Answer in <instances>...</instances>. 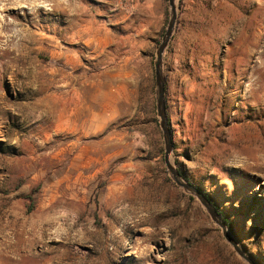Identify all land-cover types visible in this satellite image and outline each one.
I'll return each instance as SVG.
<instances>
[{"label":"rangeland","instance_id":"obj_1","mask_svg":"<svg viewBox=\"0 0 264 264\" xmlns=\"http://www.w3.org/2000/svg\"><path fill=\"white\" fill-rule=\"evenodd\" d=\"M177 6L163 53L171 161L264 264V0ZM8 7L0 41L21 38L23 52L0 56V264H247L163 160L153 63L168 0ZM110 37L133 38L134 57L110 56ZM117 65L116 106L96 107L90 75ZM62 97L86 107L70 127Z\"/></svg>","mask_w":264,"mask_h":264},{"label":"water","instance_id":"obj_2","mask_svg":"<svg viewBox=\"0 0 264 264\" xmlns=\"http://www.w3.org/2000/svg\"><path fill=\"white\" fill-rule=\"evenodd\" d=\"M177 2L178 0H168L169 5V13L167 18V25L161 37V41L158 44L155 51V59H154V91H155V108L156 115L158 117L159 127L162 132V138L164 143V153L163 160L168 172L169 177L172 181L180 187L185 193L194 196L205 211L208 213L210 218L214 223H216L220 228L222 235L226 242L233 248L235 253L243 259L247 264H256V262L248 256L238 245L233 236L229 233L227 225L225 221L222 219L221 215L216 211L211 201L206 197L202 191L186 180L177 167L173 164L170 158V154L172 151V139L171 132L168 126L167 114H166V104L164 98L165 91V74L163 69V53L165 48L168 46V43L172 37V34L175 29L176 19H177Z\"/></svg>","mask_w":264,"mask_h":264},{"label":"crops","instance_id":"obj_3","mask_svg":"<svg viewBox=\"0 0 264 264\" xmlns=\"http://www.w3.org/2000/svg\"><path fill=\"white\" fill-rule=\"evenodd\" d=\"M131 37H123V40L120 41L116 40V38H109L108 39V45H114L110 47L109 53L110 56L113 58H118L117 56L120 55V59H127L134 57V43L135 41L132 40ZM121 66H114L112 71L107 70L106 72H96L92 73L90 75V82H91V89L95 92L91 95L92 101H94V105L99 108H104L107 106V103L105 100L111 98L113 103H111L113 106H116V102L118 101V95L117 92L119 90V84L123 83L124 81L121 80L122 76H127L125 72L122 74L121 72ZM111 88V89H110ZM122 88V87H121ZM90 89V90H91ZM113 92L112 95L109 97V94L106 95V93H103V91ZM98 122L96 124L98 127H101L102 123H105L108 121V116L106 113H104V110H97L95 115L93 116Z\"/></svg>","mask_w":264,"mask_h":264},{"label":"bare ground","instance_id":"obj_4","mask_svg":"<svg viewBox=\"0 0 264 264\" xmlns=\"http://www.w3.org/2000/svg\"><path fill=\"white\" fill-rule=\"evenodd\" d=\"M12 4V0H0V7H1V12L5 11V9ZM9 8V7H8ZM88 23V22H87ZM89 24V23H88ZM9 23L6 21V16L2 15L0 17V32L4 29L8 28ZM86 28L84 29L85 31H89L91 28L90 25L85 26ZM72 29V28H71ZM77 30V29H76ZM82 32L84 31L81 29ZM99 30H94V36L98 35ZM80 32L79 29L77 30V33ZM91 30L87 32V34H90ZM93 32V31H92ZM84 33V32H83ZM79 34V33H78ZM93 37V36H92ZM17 40V39H16ZM72 40V39H71ZM22 39L20 38L16 42H13L6 39V40H1L0 41V49L1 54L0 56H5L8 55L12 51L13 48H17L18 50L22 49V44H21ZM28 42V41H27ZM23 43V42H22ZM3 46V47H2ZM25 48V47H24ZM22 51V50H21ZM23 52V51H22ZM21 52V53H22ZM16 54V53H15ZM14 54V55H15ZM21 54H19L20 56ZM11 56V55H10ZM13 60V59H12ZM15 61V60H14ZM17 61V60H16ZM8 64V63H7ZM0 70L2 72H8V66L7 65H0ZM54 76V75H53ZM70 76V75H69ZM37 77V76H36ZM71 77V76H70ZM69 87V85H67ZM78 97V96H77ZM82 98V97H81ZM81 98H73V97H65L61 98L59 102V109H58V119L66 124V126L72 125V122L74 118L77 119V117H81L85 111L86 107L84 106V101ZM57 103V102H56ZM75 122V121H74ZM73 127V126H72ZM34 231V230H32ZM34 234V232H33ZM50 251V250H49Z\"/></svg>","mask_w":264,"mask_h":264},{"label":"trees","instance_id":"obj_5","mask_svg":"<svg viewBox=\"0 0 264 264\" xmlns=\"http://www.w3.org/2000/svg\"><path fill=\"white\" fill-rule=\"evenodd\" d=\"M168 120V119H167ZM168 126H169V129L170 128V124H169V120H168ZM180 172V171H179ZM181 173V172H180ZM181 175L183 176V174L181 173ZM184 177V176H183ZM185 178V177H184ZM186 180H188L187 178H185ZM189 181V180H188ZM190 182V181H189ZM192 183V182H190ZM193 184V183H192ZM201 190V189H200ZM203 194H205L203 191H202ZM206 195V194H205ZM206 197L211 201V199L206 195ZM212 203V201H211ZM213 204V203H212ZM214 208L216 209V211L221 215L222 219L225 221L226 224H228V221L227 219L223 216V214L220 212V210L215 206V204H213Z\"/></svg>","mask_w":264,"mask_h":264}]
</instances>
